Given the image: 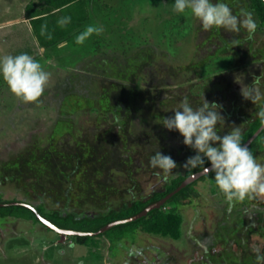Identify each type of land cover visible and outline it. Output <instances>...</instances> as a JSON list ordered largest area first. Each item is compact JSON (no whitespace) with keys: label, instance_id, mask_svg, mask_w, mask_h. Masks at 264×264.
<instances>
[{"label":"rangeland","instance_id":"rangeland-1","mask_svg":"<svg viewBox=\"0 0 264 264\" xmlns=\"http://www.w3.org/2000/svg\"><path fill=\"white\" fill-rule=\"evenodd\" d=\"M37 1L0 0V26L10 25L11 21L24 22L27 5ZM174 2L88 1L84 7L89 19L79 27L101 26L103 32L94 33L84 44L73 39L64 47L63 55L57 53L58 46L54 47L51 53L55 58L50 54L49 60L39 57L38 52H33V43L24 40H9L0 46V59L27 53L49 74L43 95L33 102L17 97L0 75V197L33 205L45 203L49 210L70 206V210L80 215H98L135 198H147L162 188L163 174L150 168L149 151L168 145L165 151L182 161L177 156L179 152L191 150L182 147L177 131L172 136L162 124L163 118L174 115L184 97H190L194 107L202 104L203 98L222 105L226 123L221 134L230 132L233 125L243 129L256 117L259 106L242 97L234 78L243 73L245 83L252 84L260 76L258 85L264 88V32L256 29L248 33L242 29L235 34L215 28L205 31L191 14L176 13ZM223 2L234 14L248 11L247 0ZM74 11L77 9L73 8ZM69 13L65 11L62 15ZM134 54L143 57L140 70L136 69L141 78L129 81L137 87L143 101L140 114L130 120L126 131L130 137L128 148L122 153L116 149L124 148L120 142L123 134L112 114L107 119L100 115L98 108H102L103 100L98 93L102 82L108 83L106 78L115 76L109 75L114 71L110 67L114 60L127 66L131 58L137 57ZM96 59L108 62L110 66H105L108 72L95 76L90 61ZM130 61L132 66L134 61ZM119 95L115 93V97ZM97 138L102 140L100 144ZM90 145L104 148L103 155H99L95 167H85L77 174L75 187L59 175L50 177L49 164L53 160L46 157L50 150L74 154L77 147L84 149ZM111 146L115 153L105 155ZM194 155L195 152L184 153L187 158ZM257 160L264 163V152ZM211 181L199 182L198 197L192 202L184 201L180 207L183 216L180 240L143 231L134 234L125 228L105 237H92L81 245L76 238L61 235L41 223L24 220L1 223L0 219V264H226L225 241L240 229L242 219L241 215L228 214L240 205L227 201ZM46 191L50 195L45 196ZM250 201L254 206L247 212L260 213L256 206L264 205V194H254ZM77 227L79 232L86 233L93 229L91 225ZM223 229L233 234L226 237L225 232L218 237ZM122 234L127 236L113 240ZM223 237L226 240H221ZM246 246L240 248L232 243V250L241 262L244 258H254L256 262L255 250L264 254V235L251 231Z\"/></svg>","mask_w":264,"mask_h":264},{"label":"trees","instance_id":"trees-1","mask_svg":"<svg viewBox=\"0 0 264 264\" xmlns=\"http://www.w3.org/2000/svg\"><path fill=\"white\" fill-rule=\"evenodd\" d=\"M88 1L93 0H39V3H31L27 6L26 12L30 18L33 19V28L35 34L41 43L42 46L45 48H53L57 47L62 42H70L76 38L81 32L84 31L83 27H79L83 21H87L89 19L88 12L85 10ZM249 7L247 8L248 11L253 13L254 19L257 23V29L264 32V0H247ZM84 7V10H79L80 7ZM78 7V8H77ZM73 8L77 9V11H73ZM59 11L63 14L65 11L70 12L69 14H65L64 16L71 17V23L68 26L61 27L58 25L57 21L59 20L56 13ZM53 20V21H52ZM52 21V24L49 22ZM50 25V26H48ZM42 26H46L45 34H41ZM80 29V31H78ZM77 32L73 34L74 32ZM52 36V39H48V35ZM137 54V53H135ZM134 54V55H135ZM137 56V55H135ZM134 56V57H135ZM143 57H135L131 58L130 60L134 61L133 65L131 66V61H128V65H122L119 61L114 60L112 66H110L105 59L93 61L91 60L90 63L94 65L95 68V76L99 73L101 74L102 71L108 72L106 67H113L114 71L112 74L115 75L114 77H107L106 79L109 81L108 83L102 82L100 88L101 91L99 94V99L103 100L102 108H98L100 115L103 119H107L110 114L114 117L115 125L119 126V129L122 132V136L120 139L121 146L124 148H117L116 151L122 152L124 149L125 151L128 148V141H129V134L126 132L130 127L131 123L130 120L135 115L140 114L138 110L142 107L140 106V102L143 101V96L137 90V87L134 84L130 83L129 79L141 78V72L138 74V70H140V63ZM109 60V59H108ZM147 63V60H146ZM145 63V64H146ZM106 64V65H105ZM142 64V63H141ZM106 66V67H105ZM143 66V65H142ZM141 66V67H142ZM139 67V68H138ZM138 68V70H136ZM107 70V71H106ZM126 72V73H125ZM131 73V74H129ZM122 75L130 76V77H122ZM214 75V72H213ZM213 75H204L206 78H211ZM127 82H121V80H126ZM100 84V83H99ZM117 90L116 92L114 90ZM120 95L115 97V93ZM194 94H192L193 96ZM199 97V96H198ZM99 99L97 102H99ZM190 99V97H189ZM145 100V99H144ZM191 102V100H190ZM97 104V103H96ZM93 106V104H90ZM90 106V107H91ZM256 116L254 119L248 121L243 129H241L242 133V142L246 144L255 134L256 132L263 126ZM167 129V128H166ZM170 130L168 131V133ZM178 132V131H177ZM175 135V132H170ZM179 133V132H178ZM180 134V133H179ZM181 135V134H180ZM181 145L182 147H188L184 144V138L181 135ZM98 143L100 144L101 139L97 138ZM162 143V140L160 138ZM97 144V142L95 143ZM168 145L165 149H168ZM173 147V145L171 146ZM111 148H113L111 146ZM106 149L105 155L111 156L114 154V148ZM252 154L258 158L260 154L264 152V131L260 134V136L248 147ZM122 149V150H121ZM162 150H155L152 149L149 151L148 160L150 157L154 155L157 151H161L164 155L171 156L170 152L167 150L165 151L164 148ZM188 149H191L188 147ZM104 148L98 147V145H90L88 148H76V153L74 154H59L55 150H50L46 157L48 160H53V163L50 162L49 167L52 169L53 177L55 175H59L58 177L64 178L65 181L69 182L70 185L75 187L76 180H74L84 168L95 167L96 164L99 162V155H103ZM184 150H181L177 155L178 158L180 157L182 161H177L174 157L173 160L177 163L180 169L173 170L174 178H170L169 180L164 179V184L161 189L154 191L149 197L147 198H135L131 200V202H126L119 208H110L108 211L104 213H100L98 215H80L75 213L73 210H70V206H67L64 210H49L45 203H41L39 205H33L27 201H6L2 197H0V204H9L13 202H19L27 204L31 207L27 206H20V205H3L0 206V219L1 223L3 220L5 221H15V220H24L29 221L34 224L41 223L40 217L50 221L54 225L59 228L65 230H71L79 232L77 226H93V229H88V232H97L100 229L104 228L105 226L122 220H127L132 218L140 213H142L145 209H147L150 205L155 204L164 198H166L171 193L175 192L190 176L203 171L201 168L196 169H185L183 165L187 161V157L184 156V153L194 152L192 149L187 150L184 153ZM123 153V152H122ZM119 153H117L118 155ZM196 154V153H195ZM111 158V157H110ZM210 166V165H206ZM64 168V170H61ZM150 168L156 172L158 169H153L151 166ZM61 170L62 172L56 173V170ZM184 170L185 172L183 173ZM157 173V172H156ZM207 179H211L213 185L215 186L216 190L220 192L225 198L223 192L220 191L218 188L215 179L214 173H210L209 175L199 179L198 181L194 182L193 184L189 185L188 187L182 189L178 194L173 196L164 206L160 209H157L151 212L149 215L144 217L141 220H138L133 223L122 224L112 228L111 230L107 231L105 234L101 235V237H105L110 232L115 231L116 229H125L132 231L134 234L138 231H143L150 235H156L161 237H169L173 240H180L182 238V226H183V216L180 212V207L184 205V201L192 202L194 197H198V191L196 186L199 182L206 181ZM100 193V192H99ZM50 195L48 191L45 192V196ZM238 204L236 211H232L228 215L231 216L235 213V215H241V220H239L241 226L240 229H237V232L233 234L226 229H223V233L218 235L228 236L233 234L232 238L225 241L226 249L223 255V261L226 264H257L254 258H244L241 262L239 258H237V254L235 251L232 250V243L237 244L240 248H245L248 240V236L250 235L251 231L254 232H261L264 235V205L263 206H256L260 213H248L247 209L250 211V206H254L253 203L250 201L249 198H246L243 201H232V204ZM244 207V208H243ZM244 209V210H243ZM57 220V222L55 221ZM238 223V222H237ZM44 225V224H43ZM45 226V225H44ZM48 228L47 226H45ZM50 229V228H48ZM51 230V229H50ZM83 231V230H81ZM86 233V232H84ZM127 236V235H126ZM125 234L118 235L113 238L115 241L121 240L122 238L126 237ZM68 237V236H67ZM72 238H76L75 241L81 245L87 244L86 242L91 239V236L81 237V236H69ZM221 240H226V238H221ZM246 243V244H245ZM247 248V246H246ZM245 251V250H244ZM239 257V256H238Z\"/></svg>","mask_w":264,"mask_h":264},{"label":"clouds","instance_id":"clouds-1","mask_svg":"<svg viewBox=\"0 0 264 264\" xmlns=\"http://www.w3.org/2000/svg\"><path fill=\"white\" fill-rule=\"evenodd\" d=\"M173 10L179 14H191L201 22L205 31L215 28L239 34L242 29L248 33L257 29L252 12L241 10L239 15L234 14L223 0H175ZM57 23L65 27L71 23V17H61ZM103 30L101 26L89 25L76 36V43L84 44L94 33L99 35ZM45 31L46 26H42L41 34ZM48 39H52L50 34ZM0 75L24 102L37 101L49 80V74L41 64L27 53L0 59ZM259 78L255 77L252 84H246L245 74L240 73L235 75L234 82L240 85L241 95L246 101L259 106L255 115L264 124V88L258 85ZM221 111L222 105L209 103L205 98L202 104L194 107L186 96L173 111L174 115L163 118L162 124L170 131H178L184 138V144L196 153L183 167L201 168L205 174L214 173L215 182L227 201H243L251 199L254 194H264V163L258 162L242 142L240 126L233 125L230 132L221 134L220 130L226 123ZM149 165L159 169L165 180L174 178L173 170L178 167L171 156L161 151L150 157ZM255 251L257 264H264V254L258 249Z\"/></svg>","mask_w":264,"mask_h":264},{"label":"water","instance_id":"water-1","mask_svg":"<svg viewBox=\"0 0 264 264\" xmlns=\"http://www.w3.org/2000/svg\"><path fill=\"white\" fill-rule=\"evenodd\" d=\"M264 131V125L256 132V134L245 144L247 147H250V145L260 136V134ZM211 172L205 174L203 171L196 173L192 176H190L175 192L171 193L170 195H168L166 198H164L163 200L150 205L147 209H145L142 213L129 218L127 220H122V221H117L114 223H111L107 226H105L104 228L100 229L97 232H91V233H84V232H76V231H71V230H65L62 228L57 227L56 225H54L53 223H51L50 221L40 217L41 222L47 226L48 228H50L51 230L60 233L61 235L64 236H81V237H86V236H91V237H99L103 234H105L107 231L111 230L112 228L122 225V224H128V223H133L136 222L138 220L143 219L144 217H146L147 215H149L151 212L160 209L162 206H164L173 196H175L176 194H178L182 189L188 187L189 185L193 184L194 182L198 181L199 179L209 175ZM3 205H20V206H27V207H31L27 204L24 203H19V202H13V203H9V204H0V206Z\"/></svg>","mask_w":264,"mask_h":264},{"label":"crops","instance_id":"crops-1","mask_svg":"<svg viewBox=\"0 0 264 264\" xmlns=\"http://www.w3.org/2000/svg\"><path fill=\"white\" fill-rule=\"evenodd\" d=\"M35 3H39V1H37ZM25 13L26 14H25L24 22L21 23V21H15V24H14L11 21V22H9L10 25L7 24L4 26L3 25L0 26V46L3 47V43L8 44L9 40L12 41V40L16 39L19 42H22L24 40V42H29V44L33 43L31 47L34 50L33 51L34 53L36 51V53L37 52L39 53V57H44V58L48 57L47 59L49 60V55L51 54V56H52V54H54L51 52H53V49H55V48L54 47L53 48H45L44 46L41 45V43L39 42V40L35 34L34 28H33L34 27L33 26V19L28 16L27 12H25ZM54 13L57 14L58 18L63 17V15L59 11L54 12ZM52 21H50L49 24H52L53 23ZM48 26H50V25H48ZM83 28L85 30L86 27H83ZM78 31H80V29ZM77 32L75 31L73 34H75ZM67 43L68 42H62L61 44L58 45L57 48H59V51H57V53L59 55L64 54L63 49H64V47L67 46ZM2 47H1V49H2ZM3 52H4V50H3ZM4 54H5V52H4ZM52 58H55V56L54 57L52 56ZM47 59L45 60V62H48Z\"/></svg>","mask_w":264,"mask_h":264}]
</instances>
